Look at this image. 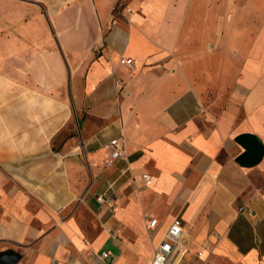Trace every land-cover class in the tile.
I'll list each match as a JSON object with an SVG mask.
<instances>
[{
	"label": "crops",
	"instance_id": "obj_1",
	"mask_svg": "<svg viewBox=\"0 0 264 264\" xmlns=\"http://www.w3.org/2000/svg\"><path fill=\"white\" fill-rule=\"evenodd\" d=\"M226 4L0 0V252L148 264L179 218L182 264H264V1Z\"/></svg>",
	"mask_w": 264,
	"mask_h": 264
},
{
	"label": "built area",
	"instance_id": "obj_2",
	"mask_svg": "<svg viewBox=\"0 0 264 264\" xmlns=\"http://www.w3.org/2000/svg\"><path fill=\"white\" fill-rule=\"evenodd\" d=\"M121 61L125 65L132 63L130 58H122ZM120 82L119 79L116 80ZM108 159L106 163H110L120 158L125 152V144L122 137H114L108 142ZM141 178L144 186H149L152 182V175L148 172L142 173ZM97 199L104 202L103 196H98ZM240 211L251 212L252 209L239 207ZM157 224L156 218H151L148 221V228L153 229ZM183 223L179 218H174L168 225L160 242L154 247L152 257L148 264H182L184 255L188 252L183 238ZM203 254L202 251H197L196 256L199 258ZM102 256H107V252H102ZM187 264H201L197 261L188 262Z\"/></svg>",
	"mask_w": 264,
	"mask_h": 264
},
{
	"label": "rangeland",
	"instance_id": "obj_3",
	"mask_svg": "<svg viewBox=\"0 0 264 264\" xmlns=\"http://www.w3.org/2000/svg\"><path fill=\"white\" fill-rule=\"evenodd\" d=\"M201 1H207V0H201ZM214 1L215 5H216V8H215V12H217V9H220L219 10V14H222L224 10H227L229 8V5L226 4V5H222V2L226 1V0H212ZM239 1H246L247 3H251V4H256V0H230V10L233 12L234 11V6L238 4ZM264 1V0H263ZM242 3V2H241ZM235 4V5H234ZM223 7V8H222ZM249 11V10H248ZM260 7H258V9H256L255 11H252L250 13H248L249 16H252V17H260ZM217 16V14H215ZM222 16V15H221ZM24 58H29V56H26V54L23 56ZM9 58V57H8ZM10 60V61H9ZM8 60V63L11 62L14 64L15 62V57L14 56H11V58ZM104 249H108L111 253H115V249L114 247L111 245L110 242H108L105 246H104ZM142 259H143V256L141 254H137V253H134V254H130V256L124 260L123 264H142ZM19 263V262H18ZM17 263V264H18Z\"/></svg>",
	"mask_w": 264,
	"mask_h": 264
},
{
	"label": "water",
	"instance_id": "obj_4",
	"mask_svg": "<svg viewBox=\"0 0 264 264\" xmlns=\"http://www.w3.org/2000/svg\"><path fill=\"white\" fill-rule=\"evenodd\" d=\"M20 258V255L13 251L0 252V264H17Z\"/></svg>",
	"mask_w": 264,
	"mask_h": 264
}]
</instances>
